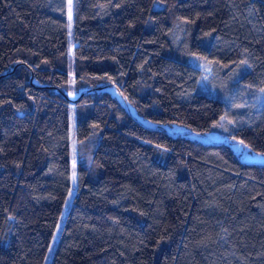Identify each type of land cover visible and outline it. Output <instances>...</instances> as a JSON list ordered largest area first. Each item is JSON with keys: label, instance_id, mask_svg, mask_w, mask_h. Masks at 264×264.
Wrapping results in <instances>:
<instances>
[{"label": "trees", "instance_id": "1", "mask_svg": "<svg viewBox=\"0 0 264 264\" xmlns=\"http://www.w3.org/2000/svg\"><path fill=\"white\" fill-rule=\"evenodd\" d=\"M72 4L71 74L68 0H0V264L73 188L50 264H264V0Z\"/></svg>", "mask_w": 264, "mask_h": 264}, {"label": "rangeland", "instance_id": "2", "mask_svg": "<svg viewBox=\"0 0 264 264\" xmlns=\"http://www.w3.org/2000/svg\"><path fill=\"white\" fill-rule=\"evenodd\" d=\"M72 8H73L72 0H68V37H69V60H70L71 74H72V70H73V48L75 45V42L73 39ZM71 78H72V76H71ZM73 107H74V104L72 105V108ZM146 123L154 125V123H150L148 121H146ZM75 128H76V117H75L73 110L71 109V117H70L71 167H72L71 179H72L74 185L76 184V132H75ZM168 129L171 131H175V132L188 130V128L182 124H175L174 126H168ZM200 138L206 139V140L213 139L216 141L226 139V137L218 136L217 134H214V133L209 134V136H207V137H200ZM231 145H232V147L236 153H238L239 155H243L245 157V159L248 161H264V154H260V153L248 150L242 143L233 142V143H231ZM74 194H75V190L73 188L70 191L68 198L65 202L63 213L61 215L59 224H58L57 229L55 231V235H54L53 240L51 242V245L49 247V251H48V254H47V257L45 259L44 264H50L52 254L54 252V249L56 247V244H57V241L59 238L60 229H61L62 224L64 222V219L68 213V210L71 206Z\"/></svg>", "mask_w": 264, "mask_h": 264}]
</instances>
